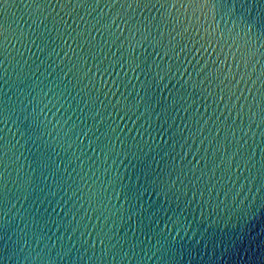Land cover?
Masks as SVG:
<instances>
[{
    "label": "water",
    "instance_id": "1",
    "mask_svg": "<svg viewBox=\"0 0 264 264\" xmlns=\"http://www.w3.org/2000/svg\"><path fill=\"white\" fill-rule=\"evenodd\" d=\"M224 3H0V264H264V8Z\"/></svg>",
    "mask_w": 264,
    "mask_h": 264
},
{
    "label": "snow or ice",
    "instance_id": "2",
    "mask_svg": "<svg viewBox=\"0 0 264 264\" xmlns=\"http://www.w3.org/2000/svg\"><path fill=\"white\" fill-rule=\"evenodd\" d=\"M4 0H0V3H3ZM191 4L196 5L199 8H206L209 9L211 11H215L218 8H224V7H236L237 5L235 4H225L224 0H190ZM175 5H173L174 7ZM243 6V5H240ZM253 6L255 7L256 5L253 4ZM262 8H264V0H262V3L260 5ZM264 19V14H262V17H258L257 19V23H260L261 20ZM252 27H256V24H253ZM251 30V29H250ZM7 111V109H4V112ZM262 119H264V116H262ZM7 146L4 144L3 148L5 149ZM3 156L6 157L7 156V151H3Z\"/></svg>",
    "mask_w": 264,
    "mask_h": 264
}]
</instances>
